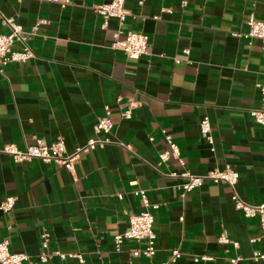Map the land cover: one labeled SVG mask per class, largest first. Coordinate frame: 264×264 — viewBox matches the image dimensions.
<instances>
[{"label": "crops", "instance_id": "1", "mask_svg": "<svg viewBox=\"0 0 264 264\" xmlns=\"http://www.w3.org/2000/svg\"><path fill=\"white\" fill-rule=\"evenodd\" d=\"M111 1L0 0V34L10 33L5 20H12L34 54L0 70V204L15 199L0 211V242L25 254V264H162L176 249L175 264H264L253 260L264 253L259 218L232 201L235 192L247 204L264 203V128L250 114L262 104L264 51L260 40L242 37L251 16L264 18V0H126L124 23L103 26L95 8ZM119 28L148 36V54L135 60L111 50ZM106 108L110 142L81 155L77 181L54 163H16L3 152L63 140L71 153L101 137L94 126ZM204 117L213 145L200 134ZM163 132L179 156L161 163L169 149ZM226 166L239 174L235 189L205 180L180 197L184 174ZM141 190L158 206L152 257L133 255L146 241L114 244L129 216L146 210ZM203 256L209 260L195 261Z\"/></svg>", "mask_w": 264, "mask_h": 264}, {"label": "built area", "instance_id": "2", "mask_svg": "<svg viewBox=\"0 0 264 264\" xmlns=\"http://www.w3.org/2000/svg\"><path fill=\"white\" fill-rule=\"evenodd\" d=\"M50 2H57L62 7H66L71 2L70 0H48ZM95 11L98 15L103 18V26H106L107 21L114 18L123 24L126 18L130 15L126 8V0H112L108 4L97 6ZM5 23L10 28V33L7 35L0 34V70L7 67L12 63H24L30 58L34 57L30 47L25 43L26 34L22 28L16 25L12 20H5ZM44 20L37 22L34 29H37L39 25L45 24ZM249 30L247 33L242 35L245 39H258L263 44L264 51V18L257 20L254 16H251L248 20ZM240 36L239 34H234ZM19 42L22 44L20 50H14V44ZM111 50L115 52H123L130 59H139L142 56L148 54L149 50V38L145 34L138 32H124L120 28L114 34L113 41L110 45ZM260 94L262 96V104L259 109L252 110L250 112L255 123L264 128V86L259 87ZM131 110H127L122 114L123 118H131ZM113 122L111 120V111L106 108L104 116L98 119L94 126V132L96 135H100L98 139H92L87 142L85 146L76 148L73 152L68 153L63 140H57L50 144L43 140H36L34 145L26 147L24 150H19L13 145L5 146L3 152L8 154L14 162L23 163L29 162L33 159H38L44 163H54L58 166L65 168L73 177L74 181H77L76 166L79 163L82 154L88 153L95 150L98 147H103L110 142V134L113 130ZM199 130L201 136L208 142V144H214V138L211 130V122L208 117H204L199 124ZM165 140L169 146L168 151L160 155V161L167 162L171 158H178L179 150L176 144H174L171 136L163 132ZM187 182L180 187V197L184 198L187 193L199 188L203 185L205 180H211L214 183H225L228 184L232 189L238 182L239 174L231 166H226L223 169H214L208 172L205 176H195L189 173L184 174ZM139 195L146 206V210L135 215L129 216V228L124 233L117 234L114 237L115 249L119 250L121 245L125 241L141 242L146 241L147 244L142 250H134L133 255L139 256L144 255L146 257H152L156 253L155 240L156 235L153 230L154 214L153 210L157 209V205H151L148 202L146 193L144 191L136 192ZM232 201L236 210H239L247 218L258 217L260 227L262 229V236L259 240L264 241V203L261 205H250L241 200L238 195L234 192ZM15 206L14 198H7L0 204V211L8 212L11 211ZM42 243L43 248L48 247L47 236ZM222 241L228 242L226 238H222ZM237 245V244H235ZM61 259H65L67 256L64 254L54 253ZM181 252L176 249L172 251L171 258L162 264H175L179 258H181ZM69 257L79 260L84 263L85 260L81 254H71ZM49 259L48 254H41L39 261L46 263ZM209 260L208 257L196 258L195 261ZM255 262H264V253L256 252L253 255ZM28 261V257L25 254H14L10 252L9 244L7 242H0V264H25ZM232 264H244L241 258H237Z\"/></svg>", "mask_w": 264, "mask_h": 264}]
</instances>
